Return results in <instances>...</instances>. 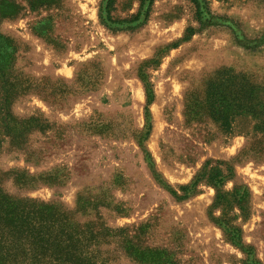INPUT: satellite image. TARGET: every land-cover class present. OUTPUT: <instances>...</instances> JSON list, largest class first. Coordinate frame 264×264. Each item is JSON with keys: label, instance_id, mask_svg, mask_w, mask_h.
Masks as SVG:
<instances>
[{"label": "rangeland", "instance_id": "374dc122", "mask_svg": "<svg viewBox=\"0 0 264 264\" xmlns=\"http://www.w3.org/2000/svg\"><path fill=\"white\" fill-rule=\"evenodd\" d=\"M11 1L19 13L0 17V63L10 55L13 71L61 80L74 94L55 103L34 93L16 99L15 117H40L50 127L29 136L34 157L9 139L0 147V173L60 170L62 185L19 188L7 177L4 187L71 210L82 198L81 222L132 234L150 223L145 243L172 250L181 264H264V154H245L252 120L239 117L227 133L209 117L189 122L185 114L188 93L204 97L221 69L264 86V0H207L202 21L191 0H155L139 21L132 17L141 0H114L110 13L107 0L35 9L31 0ZM85 76L87 88L78 81ZM209 159L233 168L221 187L229 200L248 189L246 216L235 203L215 204L217 189L205 181L183 200L171 191L181 195ZM223 218L240 239L229 237ZM114 264L137 263L120 252Z\"/></svg>", "mask_w": 264, "mask_h": 264}, {"label": "trees", "instance_id": "16d2710c", "mask_svg": "<svg viewBox=\"0 0 264 264\" xmlns=\"http://www.w3.org/2000/svg\"><path fill=\"white\" fill-rule=\"evenodd\" d=\"M154 1L141 0L140 10L132 21L148 20ZM191 1L195 4L197 19L202 21L205 13H209L207 0ZM57 2L37 0L36 3L31 0L30 6L35 9ZM113 4L114 0H107L108 13ZM18 13L16 3L0 0L1 19H13ZM189 31L193 34L194 28L189 27ZM0 38H3L1 34ZM5 39L10 40L9 37ZM47 40L56 45L50 37ZM13 59L6 55V62L0 63V147L9 139L11 145L26 151L31 158L36 154L26 146L29 136L35 131L45 132L50 126L40 117H15L12 104L19 97L31 93L42 95L53 103L67 100L74 93L68 83L61 80L52 81L49 77L37 78L13 71ZM78 79L81 86L87 88L86 76ZM149 91L153 97V90L150 88ZM185 114L189 122L209 117L227 133L233 132L239 117H249L253 126L248 133L251 141L245 154H264V86L247 81L230 69H221L209 80L204 97L198 90L188 93ZM232 175L233 168L229 163L223 160L213 163L209 159L191 183L180 186L181 195L174 189L171 191L183 200L195 193L199 183L205 181L217 189L215 204L235 203L246 216L248 189L235 190L231 200L221 191ZM62 176L65 175L60 170L38 175L20 170L0 173V264H114L120 252L137 264H181L172 250L145 243V237L151 232L150 223L139 225L132 234L127 227L111 228L99 221L81 222L77 213H85L87 209V202L82 198L79 208L71 210L61 202L13 194L4 187L7 177H12L19 188H35L40 182L62 185ZM221 222L232 240L240 239L239 228L229 218H223Z\"/></svg>", "mask_w": 264, "mask_h": 264}]
</instances>
